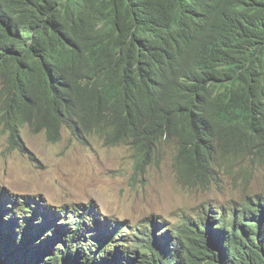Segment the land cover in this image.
Instances as JSON below:
<instances>
[{"label":"trees","instance_id":"obj_1","mask_svg":"<svg viewBox=\"0 0 264 264\" xmlns=\"http://www.w3.org/2000/svg\"><path fill=\"white\" fill-rule=\"evenodd\" d=\"M0 117L22 149L24 125L68 128L131 146L141 169L174 140L183 179L264 159V0H0ZM65 212L1 191L0 228L19 234L0 264H264L262 192L177 223Z\"/></svg>","mask_w":264,"mask_h":264},{"label":"rangeland","instance_id":"obj_2","mask_svg":"<svg viewBox=\"0 0 264 264\" xmlns=\"http://www.w3.org/2000/svg\"><path fill=\"white\" fill-rule=\"evenodd\" d=\"M20 139L25 149L10 142L9 125L0 117V192L35 197L50 210L62 207L63 216L81 207L130 224L148 217L177 223L264 193V159L257 154L194 180L176 170L174 140H165L141 169L131 146L110 145L95 134L64 128L53 140L24 125Z\"/></svg>","mask_w":264,"mask_h":264},{"label":"bare ground","instance_id":"obj_3","mask_svg":"<svg viewBox=\"0 0 264 264\" xmlns=\"http://www.w3.org/2000/svg\"><path fill=\"white\" fill-rule=\"evenodd\" d=\"M223 16V15H222ZM15 53V52H14ZM19 53V52H18ZM37 205H38V203H37ZM43 205V204H42ZM38 208H40L41 209V207H39V205H38ZM38 208H37V210H36V213H38V215H39V213H41V211L40 212H38ZM26 218V217H25ZM33 218V217H32ZM46 219H47V217H46ZM31 220V219H30ZM52 220V219H51ZM48 221V220H47ZM50 223L52 222V221H49ZM11 223V222H10ZM10 223H8V225H10V227H12L14 230H11V229H8L7 227L5 228V227H3V225H1V228L3 229L2 230V233L3 232H7V233H5V237L2 235L1 236V238H0V240L2 239V238H4V239H6V238H10V237H12V236H17L19 233L15 230V226H14V224H10ZM19 223V222H18ZM18 223L16 224V225H18ZM29 223V222H28ZM84 223V222H83ZM96 223V222H95ZM0 224H4V222H1L0 221ZM30 224V223H29ZM97 224V223H96ZM30 226V225H29ZM86 227H87V224H86ZM0 228V229H1ZM8 229V230H7ZM12 231H14L13 233H12ZM16 232V233H15ZM100 232V231H99ZM2 233H0V234H2ZM10 233H11V236H10ZM18 233V234H17ZM8 235V236H7ZM82 236H84V235H82ZM82 247V246H81ZM78 250H80V249H78ZM69 251V250H68ZM70 252V251H69ZM73 253L72 252H70V255H72ZM81 259V258H80Z\"/></svg>","mask_w":264,"mask_h":264},{"label":"clouds","instance_id":"obj_4","mask_svg":"<svg viewBox=\"0 0 264 264\" xmlns=\"http://www.w3.org/2000/svg\"><path fill=\"white\" fill-rule=\"evenodd\" d=\"M64 129V128H63ZM95 135H97V134H95ZM97 136H99V135H97ZM101 137V136H100ZM102 138V137H101ZM104 139V138H103ZM105 140V139H104ZM110 145H113V144H110ZM117 145V144H116ZM258 152H256V151H254V152H252V153H250L249 155H251V154H257ZM249 155H247V156H249ZM229 158H236L235 160H238V159H242V158H244V157H239V156H235V155H231ZM235 160H229V161H225V162H228L229 164L230 163H232L233 161H235ZM224 161V160H223ZM217 171V170H216ZM215 171V172H216ZM214 173V172H213Z\"/></svg>","mask_w":264,"mask_h":264}]
</instances>
